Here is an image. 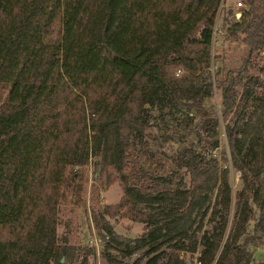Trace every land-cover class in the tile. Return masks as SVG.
<instances>
[{"label": "trees", "instance_id": "16d2710c", "mask_svg": "<svg viewBox=\"0 0 264 264\" xmlns=\"http://www.w3.org/2000/svg\"><path fill=\"white\" fill-rule=\"evenodd\" d=\"M222 1L0 0V264H61L65 247L55 236L56 209L75 170L98 152L116 170L123 196L93 215L94 227L127 257L141 250L131 264H184L179 253L197 247L198 264L249 263L242 235L259 197L252 179L264 172V84L256 76L247 79L238 94L230 71L211 82L207 71ZM243 2L232 23L239 33L227 39L242 45L247 58L264 47V0ZM214 88L219 110L204 104ZM238 95L246 100L236 110ZM166 106L196 116L194 144L162 150L153 113ZM219 117L226 121L221 159L228 156L240 172L224 237L229 183L224 169L202 167L200 150L215 136ZM149 142L161 148L172 174L182 175L175 183L137 163L132 146ZM257 158L263 162L258 168ZM258 206L263 218L264 202ZM103 216L141 223L142 232L121 238Z\"/></svg>", "mask_w": 264, "mask_h": 264}, {"label": "rangeland", "instance_id": "374dc122", "mask_svg": "<svg viewBox=\"0 0 264 264\" xmlns=\"http://www.w3.org/2000/svg\"><path fill=\"white\" fill-rule=\"evenodd\" d=\"M240 1L239 8H233L232 3ZM244 8L243 0H223L219 4L214 22V33L211 46V60L208 73L211 82L215 85L220 80L221 76L230 71L237 84L235 89L239 94L242 84L253 77L264 84V47H260L252 51L249 56L244 57V49L239 43H231L228 37L231 32L239 33L237 29L232 27V23L238 18L240 12ZM237 14V15H236ZM206 74V73H205ZM257 84H259L257 82ZM256 85L249 88V95H253ZM219 89L214 88L211 99H207L205 106L214 103L215 109L219 110ZM245 98L238 95L236 99L235 109H240L244 104ZM253 99H247L245 107L249 108ZM264 104V103H263ZM234 109V108H233ZM252 115L255 118L258 115ZM182 109L165 107L161 112L154 111L153 119L155 126L153 132L157 137L158 143L163 149H176L183 146L194 144L193 124L196 121V116ZM248 117V113L244 114ZM229 117L233 118L232 113ZM226 121L219 117V125L216 129V134L206 144L200 147L201 153L204 155L202 162L203 168H209L213 171L214 167L219 171L225 170V175L230 188V207L227 218V223L223 233L224 237L230 226L232 210L235 202V193L240 187V172L233 166L231 160L227 156V161L223 162L220 156L222 149L226 150L224 125ZM262 132L264 133V120L262 121ZM91 134L88 133V137ZM216 139V147H211L212 141ZM161 148L156 147L152 142L146 144L145 148L134 143L132 153L135 156L137 163L146 169V172L152 176H171L172 183H175L181 174H172V166L167 163L164 157L160 154ZM259 158V157H258ZM255 160V165L258 168L263 162L261 159ZM255 168V166H254ZM68 170L67 172H69ZM77 175L73 178L72 186L69 188L67 196L60 201L55 214V236L58 243L65 247V254L60 258L61 264H109L106 260V255L113 257L116 264H131L133 261L140 259L141 250H134L129 256H125L121 246L106 244V237L103 233H99L94 227L93 215L97 216L101 207L105 204H115L123 196L122 185L118 179V174L111 164H108L102 159V153L90 155L85 165L75 170ZM252 183L257 188L259 195L257 203H252V211L254 218L249 221L246 226L242 238H247L246 252L249 255V263L254 264L264 262V216H259V204L264 202V172L258 171L257 177L252 179ZM219 179L216 180L215 186L210 193L209 205L214 203L217 196ZM137 208L146 212L148 207L137 205ZM113 232L121 238L133 239L140 236L142 232V224L129 221L125 218L119 220L109 219ZM209 224L204 219L202 230H207ZM263 228V230H261ZM200 235V233H198ZM223 240V239H222ZM222 243V241H221ZM197 247L192 254L188 252H180L179 257L184 260V264H198L197 262ZM105 255V256H104ZM143 260H141V263Z\"/></svg>", "mask_w": 264, "mask_h": 264}, {"label": "built area", "instance_id": "2783aa9c", "mask_svg": "<svg viewBox=\"0 0 264 264\" xmlns=\"http://www.w3.org/2000/svg\"><path fill=\"white\" fill-rule=\"evenodd\" d=\"M231 6H232L233 8H239V7L241 6V2H240V1H236V2L232 3ZM236 15H237V14H236Z\"/></svg>", "mask_w": 264, "mask_h": 264}]
</instances>
